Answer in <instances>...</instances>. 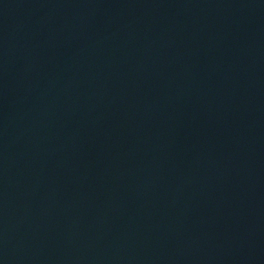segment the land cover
<instances>
[{
    "label": "water",
    "instance_id": "1",
    "mask_svg": "<svg viewBox=\"0 0 264 264\" xmlns=\"http://www.w3.org/2000/svg\"><path fill=\"white\" fill-rule=\"evenodd\" d=\"M0 264H264V0H0Z\"/></svg>",
    "mask_w": 264,
    "mask_h": 264
}]
</instances>
